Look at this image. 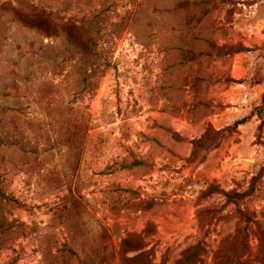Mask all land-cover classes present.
I'll return each mask as SVG.
<instances>
[{"label":"rangeland","instance_id":"1","mask_svg":"<svg viewBox=\"0 0 264 264\" xmlns=\"http://www.w3.org/2000/svg\"><path fill=\"white\" fill-rule=\"evenodd\" d=\"M132 234L147 264L198 238L197 264H264V0H0V264H125Z\"/></svg>","mask_w":264,"mask_h":264},{"label":"trees","instance_id":"2","mask_svg":"<svg viewBox=\"0 0 264 264\" xmlns=\"http://www.w3.org/2000/svg\"><path fill=\"white\" fill-rule=\"evenodd\" d=\"M17 13L18 10H15ZM18 18L23 21L29 28L37 29L46 32V34H49V31L47 30L48 22L44 16L36 15L34 17H22L17 13ZM63 34L66 38V40L69 43H80L82 55L84 57L87 56V54H90L91 49L88 47L87 37L84 35V39L79 38L77 32L73 29V25L71 24H63L62 25ZM56 33V32H55ZM95 61V59H94ZM93 61V62H94ZM245 117L238 119L235 121L231 128L236 129L238 125L245 122ZM259 130L261 129V125H259ZM86 125L84 121L81 122H75L72 126H68L65 122L61 121L60 125V137L62 144L66 146L76 157V160L79 156H81L83 151V144H84V136L86 133ZM208 130L206 129L203 133L205 136L207 134ZM202 135V137H203ZM201 137L198 139H195L193 141L194 144L198 145L200 143ZM261 172H259L256 176H254L248 187L244 191L240 192H231V193H224L226 198L233 203H236L240 200H243L245 197L252 194L254 191L255 182L260 176ZM219 190L216 186H211L209 188L210 192H215ZM75 191L78 192L77 189H72L71 186L68 189V198L69 200H75ZM71 202V203H72ZM67 210H70L68 207ZM134 238H126L122 241L121 247L124 249V251L127 253H136L133 257L128 258L127 262L125 264H147V256L146 253H149L148 249L144 247V245L141 242V238L143 237L141 234H132ZM185 254L181 259H179L175 264H197L199 261V253H201V243L200 239L198 238L196 242L188 248V250L185 252ZM238 264H241L238 262Z\"/></svg>","mask_w":264,"mask_h":264}]
</instances>
